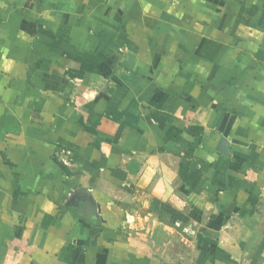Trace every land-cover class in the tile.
Segmentation results:
<instances>
[{"label": "crops", "instance_id": "1", "mask_svg": "<svg viewBox=\"0 0 264 264\" xmlns=\"http://www.w3.org/2000/svg\"><path fill=\"white\" fill-rule=\"evenodd\" d=\"M263 252L264 0H0V264Z\"/></svg>", "mask_w": 264, "mask_h": 264}, {"label": "clouds", "instance_id": "2", "mask_svg": "<svg viewBox=\"0 0 264 264\" xmlns=\"http://www.w3.org/2000/svg\"><path fill=\"white\" fill-rule=\"evenodd\" d=\"M12 64H13V61H11V60L7 61V62L4 64V69H5L6 71L10 70ZM87 95H88L89 98H94V97H95V92H89V93H87Z\"/></svg>", "mask_w": 264, "mask_h": 264}, {"label": "built area", "instance_id": "3", "mask_svg": "<svg viewBox=\"0 0 264 264\" xmlns=\"http://www.w3.org/2000/svg\"><path fill=\"white\" fill-rule=\"evenodd\" d=\"M262 264H264V252L262 254Z\"/></svg>", "mask_w": 264, "mask_h": 264}, {"label": "rangeland", "instance_id": "4", "mask_svg": "<svg viewBox=\"0 0 264 264\" xmlns=\"http://www.w3.org/2000/svg\"><path fill=\"white\" fill-rule=\"evenodd\" d=\"M152 223H153V221H152ZM184 251V249H182V252Z\"/></svg>", "mask_w": 264, "mask_h": 264}]
</instances>
